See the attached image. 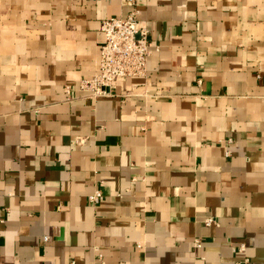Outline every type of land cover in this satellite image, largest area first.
<instances>
[{"label":"crops","instance_id":"obj_1","mask_svg":"<svg viewBox=\"0 0 264 264\" xmlns=\"http://www.w3.org/2000/svg\"><path fill=\"white\" fill-rule=\"evenodd\" d=\"M135 8L148 74L94 96L102 21ZM245 258L264 264V0H0V264Z\"/></svg>","mask_w":264,"mask_h":264},{"label":"built area","instance_id":"obj_2","mask_svg":"<svg viewBox=\"0 0 264 264\" xmlns=\"http://www.w3.org/2000/svg\"><path fill=\"white\" fill-rule=\"evenodd\" d=\"M101 29L105 39L100 48L98 72L82 81V86L89 88L97 97L111 94L116 82L121 78L147 76L149 57L158 49V46L152 43L150 28L140 19V11L137 8L125 17L104 19ZM103 198L101 189H96L89 195L92 204L101 202ZM212 222V218L206 221L207 224ZM237 264L253 263L249 258H245Z\"/></svg>","mask_w":264,"mask_h":264}]
</instances>
